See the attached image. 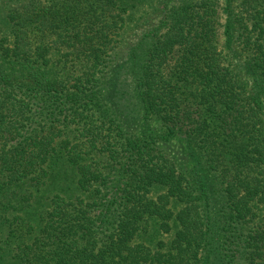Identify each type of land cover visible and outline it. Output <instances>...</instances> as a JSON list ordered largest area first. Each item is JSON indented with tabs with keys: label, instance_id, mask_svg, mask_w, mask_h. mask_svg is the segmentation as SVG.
Instances as JSON below:
<instances>
[{
	"label": "trees",
	"instance_id": "1",
	"mask_svg": "<svg viewBox=\"0 0 264 264\" xmlns=\"http://www.w3.org/2000/svg\"><path fill=\"white\" fill-rule=\"evenodd\" d=\"M0 264H264V0H0Z\"/></svg>",
	"mask_w": 264,
	"mask_h": 264
}]
</instances>
